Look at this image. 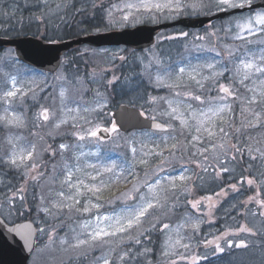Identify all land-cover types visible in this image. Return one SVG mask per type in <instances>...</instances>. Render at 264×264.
<instances>
[{"label":"rangeland","instance_id":"1","mask_svg":"<svg viewBox=\"0 0 264 264\" xmlns=\"http://www.w3.org/2000/svg\"><path fill=\"white\" fill-rule=\"evenodd\" d=\"M256 1L259 0H251V3ZM153 2L165 3L167 0H153ZM236 2L239 3L241 0H236ZM139 3L140 0H111V2H104V0H0V35H17L28 27H32L33 30L37 29V32L38 28L40 31L45 27L49 28L48 33H44L48 36L64 35L66 32L64 27L71 24L72 12L78 5L81 8H86L85 12L99 16L92 23L93 31L131 26L143 22L169 21L181 16L205 15L233 9L220 6L219 0H182L183 4H195L197 8L195 11L192 7L182 9L179 14L174 10L169 12L167 9L153 10L149 13L142 8L129 9L127 7L129 4L138 5ZM57 5H59L58 9ZM92 8H95V11L91 12ZM49 9L55 11L49 12ZM258 11H264V7L228 15L203 28L176 26L165 29L157 36V42L153 48L137 54L124 51V46L88 47L83 45L64 55L60 67L52 73L19 61L12 47L0 49V97L5 91L13 90V77L17 88L24 93L23 95L18 93L15 97L9 98L7 102L0 99V117L11 119L16 116L22 121L21 124L15 125L8 124L7 120H0V205H2L0 215L9 222L14 221L27 207L22 204L19 194L25 198L26 196L35 198L36 207L33 211V220L38 229L45 231L43 233L38 231L37 244L29 259V264H103V260L99 259L101 257L108 258L109 264H173V262L175 264H261L264 260V256H262L264 216L259 213L264 212V208H261L256 200H264V173H262V187L256 181L249 185L248 179L239 184L229 182V178L240 180L239 178L234 179L235 176L245 172V170L236 169L239 165L229 160L224 166L230 171L221 173V176H225V178L215 179L212 167H209L207 173H203L197 167L196 161H202L203 156L193 154L196 153L197 148H209L206 153L208 162L215 165L214 157L219 156L223 161L225 152L228 157H231L230 145L237 141L240 148L244 146L247 149V146L251 145L253 149H264V130L247 136L246 140L248 141L235 138L236 135L233 133L236 131V125L233 123L235 105L229 97L227 103L230 105L231 111L222 114L228 123H223L219 118L216 121L217 127L222 125L225 131L230 133V137L224 140L225 148L211 149L210 144H219L222 138L220 135H216L210 139L206 133L203 134L201 141L194 142L196 147L188 145L185 148L186 142L191 141L192 135L196 134L194 127L191 130L182 128L179 120L166 115L170 112L168 104L170 100L174 102L173 107L178 106L177 101H182L179 104L181 111H185L187 104H191L193 109L200 110L209 107L210 100L212 103H216V98L222 95L218 91V84L204 81V86L201 88L195 82L189 81L187 72L181 76L179 69L181 67L190 69L197 64L219 62L218 71L227 69L224 71V75L219 78V83L232 87L241 103L244 124L247 125L254 119L252 113L244 110L249 107L253 111L260 112V122L264 121V104L249 106L245 99L252 96L248 87L252 86L253 80L246 81L245 86L241 85L238 79H234L235 61L227 59L225 51V45H228L236 49L234 57L243 56L245 53L260 54L261 49H264V35L249 43L252 41L250 38L260 34L259 32L253 36L245 34L246 43L244 40L233 39L238 31L236 21L247 18ZM85 12L78 14H85ZM42 15L45 16L43 22L36 19ZM125 15L129 17L126 21L123 19ZM53 28H56V33L52 30ZM86 28L85 24L79 27L81 33L87 32ZM180 33L189 35L184 37ZM211 33L214 35H209ZM201 36L205 39H197ZM123 60H125V65L128 60L127 65L134 69L133 72L137 71V66L143 68L144 72L142 74L135 73V77L137 74L151 85V88L146 86L144 92L134 89L131 92L132 103L152 117L155 116L156 119L170 124L172 129L169 132L134 130L125 136H122L118 130L109 139L100 138L97 133L96 138L86 136L84 140H79L73 133L83 134L81 129L85 131L89 128L95 129L97 125L99 128L111 129L113 124L111 110L116 105L114 106L112 103V95L110 96L107 91H101V83L106 75L107 80L112 83L118 79ZM157 60L159 64L155 62ZM150 61L151 66L146 69L145 66L149 65ZM158 72L164 77L162 82L156 80ZM203 74L209 75V71L204 69ZM61 75L66 79H57ZM258 76L259 74L253 79ZM77 77L82 83H76ZM121 84L122 81H119L117 90ZM176 85L181 86L176 87ZM61 88L66 89L67 99L64 105L61 104L59 96ZM177 92L181 95L177 96ZM185 92L200 95L204 103L184 96ZM153 97L156 98L155 101L151 99ZM64 107L78 109V112L65 113L62 110ZM44 108L49 110L47 121L40 115ZM185 118H188L186 111ZM62 119L67 122L60 125L59 128L55 127ZM189 124L194 125L195 121L189 119ZM74 125L76 126L74 127ZM262 126L264 127V123ZM244 133L240 130L237 135L243 136ZM166 137L169 138V145L172 143L180 145L174 155L170 154L169 149L165 147ZM171 137H175V139H171ZM10 139L11 143H9ZM13 144L16 145L17 150L24 148L25 154L31 150L32 145H35L34 157L25 161L26 167L25 165L16 167L7 162V158L13 150ZM61 144L69 147L62 150L60 149ZM156 145L164 149L163 156H152L148 158L149 162L146 165L139 164V160L144 158L143 152L155 148ZM133 147L137 149L135 158L131 150ZM260 160L262 163V158ZM161 161L164 162L161 163ZM113 163L117 166L115 169L117 172L125 170L124 175L128 176L127 182L113 181L109 187L98 193L99 200L96 195L85 192L79 196L80 203L71 209L52 208L53 201L58 202L62 199L58 196L59 192L63 191L65 196H69L73 195L75 191L74 189L69 190L67 184L62 183L66 175L65 164L73 170V182L77 177H81L85 183L89 184L92 181L88 174L96 175V172L88 165H96L97 171L101 172V176L95 181L99 184L101 179L106 183L109 181L110 174L103 173L102 169ZM33 164L37 165L35 170H32ZM129 165L134 166V174L139 181L148 180L151 183L160 178L165 190L161 196L162 198L167 196L166 201L162 199L164 207L150 210L143 225L145 229L149 230L147 236L154 234V229L150 227L151 224L156 223L157 227H161L162 234L159 245L153 253L150 250L141 255L140 257L144 258L142 262L131 261L130 253L134 251V248L141 249L142 247V243H135L139 230L130 233L133 239H128L125 236L122 239H110L106 244L86 245L78 249L70 248L67 244L61 245L59 242L61 238L72 241L77 233H80L81 239H85L87 233L80 227L85 221L94 219L97 214L119 213L126 204L131 203L122 196V193L131 189L134 182L133 176L129 175L127 171ZM6 167L13 168L12 174L21 178L13 188H7L10 177L4 170ZM77 167L80 168L79 172H76ZM184 169H187L184 175L191 179L186 182L177 180L175 181L177 188L169 189L166 178L169 176L178 177ZM233 169L234 171H232ZM34 175H39L38 181L31 180L30 177ZM214 182L221 184V187L211 193V185ZM233 184L236 185L235 190L231 187ZM21 186L24 187V191L17 193L14 197V207L9 215L10 206L5 202V197H12L13 192H17ZM251 186L254 188L253 193L250 191ZM244 188H246L245 193ZM142 191L146 192L147 189L142 186ZM203 193L205 197H200ZM41 197H44L43 203ZM208 197H211V200ZM196 201H200V203L196 208H193L190 202ZM85 202H98L102 206L99 210L92 209L90 213H84L82 209ZM67 203H73V201H67ZM210 205L215 206L210 207ZM42 207L50 208V213L41 211ZM77 208L81 211H77ZM234 208L237 209L233 214L232 209ZM243 220L252 230L247 237L243 234H249V232L240 231L241 227H244L243 224H246ZM192 221H199L198 230L191 228ZM163 224H168L169 230H161ZM53 229H55V237L50 244L48 234ZM237 229H239V233H237ZM260 234H262V241H260ZM169 235H171L173 243L180 239L181 244H188L189 247L175 245L167 255H164L165 241ZM139 238L143 242L144 236ZM247 238L249 251L246 248L228 247L229 240L235 244L241 240L246 241ZM210 241L212 243H207ZM217 243L225 249L223 253L215 252ZM123 253H128V255L124 260H121L120 256ZM136 255L139 254L133 253L132 258ZM193 257L196 259L193 260Z\"/></svg>","mask_w":264,"mask_h":264},{"label":"snow or ice","instance_id":"2","mask_svg":"<svg viewBox=\"0 0 264 264\" xmlns=\"http://www.w3.org/2000/svg\"><path fill=\"white\" fill-rule=\"evenodd\" d=\"M220 6H225L227 8H236L240 7L243 8L245 6H251V0H241V2L237 3L236 0H219ZM129 9L133 7H138L144 9L146 12L151 13L153 10L155 11H163L164 9L171 11H175L177 14L182 9H186L188 7H192L195 11L197 8V5H186L182 3V0H167L165 3H158L153 2V0H140V3L138 5H131L129 4L127 6ZM59 8V5H57V9ZM55 11L53 9H49V12ZM128 15H125L123 19L126 21L128 20ZM171 18V17H170ZM36 19L40 21L45 20V16L42 15L40 17H36ZM236 28L238 31L236 32V35L233 37L234 40H245L247 36H253L257 32L264 34V11H258L255 13H252L247 18H242L241 20L236 21ZM180 35L187 37L188 33H180ZM209 35H214V33H211ZM197 39L203 40L205 37H197ZM251 43V41H249ZM214 50V49H212ZM225 51H226V58L229 60L235 61V72H234V79H238L239 83L241 85H245V82L252 79L253 83L251 87H248V91L252 93L251 98H245L247 101V104L249 106L256 105V104H264V49H261L260 54L256 55L254 53H245L243 56L240 57H234V53L236 52V49L225 45ZM121 59H124V57H121ZM157 64H159V61H155ZM151 66V61L149 65H146L145 68ZM219 62L216 63H205L203 65L197 64L195 66H192L190 69H186L184 67H181L179 69V74L182 76L187 72L188 79L190 82H195L199 87L203 88L204 81H212L214 84H218V91L222 95L218 96L216 98V103H212L210 100V106L207 108H201L200 110H196L192 108L191 104L185 105V111L188 113V118H185V111H181L179 104L182 103V101H177V107H173V101H168L170 112L166 113V115L171 116L173 119L179 120L180 125L182 128H188L191 130L193 127L195 129L194 135H192L191 141L186 142L185 148H187L188 145H192L193 147H196V144L194 142L201 141L203 138V134L206 133L207 136L211 139L216 135L221 136V142L219 144H210L211 149H216L217 147L224 149L225 143L224 140L230 137V133L225 131V128L221 125L217 127V118H219L223 123H228L224 120V117L222 116L225 112H230L231 107L227 103V100L229 97L236 98V94L233 91L232 87L230 85H225L223 83H219V78L224 75V71H227V69L223 71H218ZM207 69L209 71V75H204L203 70ZM257 74L259 76L256 79H253V77H256ZM57 79L65 80L66 77L61 75L58 76ZM115 79V78H114ZM164 77H162L159 72L157 73L156 80L157 82H162ZM76 83H82V81L79 80L77 77ZM109 84L112 83V81H108ZM181 85H176V87H180ZM246 86V85H245ZM12 89L9 91H5L3 93V96L0 97V99H4L6 102L9 100V98L15 97L18 93L20 95H23L21 89L17 88L15 78H12ZM181 93L177 92V96H180ZM184 96L190 97L191 99L195 101H200L201 103H204L202 97L200 95H195L193 92H185L183 93ZM59 96L61 98V104L64 105L65 101L67 99L66 97V89L61 88L59 92ZM153 101H155V97L151 98ZM102 107V106H100ZM65 113H71L73 111H77L78 109H69L64 107L62 109ZM85 111H91L90 109H84ZM245 111H249L254 116V119L250 121L245 127H256L260 123L261 113L253 111L251 107L244 109ZM142 116L145 115L144 112L140 113ZM40 115L42 118L47 121L49 119V110L47 108L42 109ZM153 121L156 120V117H152ZM189 119L194 120L195 124L190 125ZM0 120H7L8 124H15L19 125L22 123L19 117L13 116L11 119H8L7 117H0ZM67 121L65 119L60 120L55 127L59 128L60 125L65 124ZM76 125H74L75 127ZM153 128H164V127H171V125H162L160 123H153ZM100 130L99 125L95 129L89 128L86 131L81 129L83 134L80 132L73 133L77 136L79 140H84L85 137H91L96 138L97 133ZM104 131H110L112 133L118 132L117 125L115 123L112 124L111 129L105 128ZM237 132L240 131V129H236ZM168 137L165 138L164 144L165 147H167L170 151V154L174 155L175 152L179 149L180 145L179 143H172L171 145L168 144ZM171 139H175V137H171ZM9 143H11V139L9 140ZM237 143H233L230 145L232 155L231 157H228L225 152L224 160H220L219 156L214 157L216 160L215 165H211L208 162V156L207 152L209 151V148H197L196 153L193 155H202L203 160L202 161H196L197 167L201 169L203 173H207L209 167L213 168L214 171V178L220 179L221 173H227L230 171L229 168L225 167L224 164L228 163L230 161L236 160V154H240L243 156V153L245 149H242L238 146ZM13 150L10 153V155L7 158V162L13 166L20 167L21 165H25V161L31 160L34 157L35 153V145H32L31 150H28L25 154V149L20 148L17 150L16 145L13 144ZM69 146L65 144L60 145V149L64 150L67 149ZM132 152L134 154L137 153V149L133 147ZM247 151L249 154V158L252 161H256L259 158H264V149L261 148H255L253 149L251 145L247 146ZM141 152H143V149H141ZM164 149H161L159 145H156L155 148L149 149L147 152H143L144 158L139 160V164L146 165L149 161L148 158L152 156H163ZM164 161H161L163 163ZM37 167L36 164L32 165V170H35ZM55 167V166H54ZM66 169V175L64 181L62 183H66L69 190L74 189V194L65 196V193L63 191L58 193V196L62 199L60 201H53L52 202V208L55 209H63V208H73L76 205L80 203L79 196L83 195L85 192H90L93 195L97 196V200H99L98 193H100L104 188H107L110 186V184L115 182H127L128 176L124 175L125 170H121L120 172H117L116 165L113 163L112 165L103 167L102 171L103 173L110 174L109 175V181L106 183L103 179L100 180L99 184H97L95 181L98 177L101 176V172L97 171L96 165H88L89 168H91L93 171L96 172V175H90L92 183H85V180L81 177H77L75 179V182H73V170L68 167L67 164L64 165ZM251 167V165H250ZM80 168H76V172H79ZM129 175L133 176V184L131 189L126 190L124 193H122V196L125 198L126 201H131L130 204H126V206L121 210L119 213H113V214H104L99 215L97 214L94 219L87 220L84 223L81 224V229L87 233V237L85 239L80 238V233H77L73 238L72 241H69L68 239L61 238L60 244L65 245L67 244L68 247L78 249L81 246H95L97 244H106L109 242L110 239H122L123 237L127 236L128 239H133V237L130 235L134 230H139L137 232V237L135 238V243L140 244L141 240L139 237L146 236L148 233V229H145L143 227L145 221L148 218V215L150 214V210L157 209V208H163L164 203H162V199L164 201L167 200V196H161V193H163L165 190L162 187V180L160 178L155 179L154 182H149L148 180L139 181L136 179L134 174V166L129 165L127 169ZM159 171V169H158ZM187 169H184L181 174L177 176H169L167 177L169 189L174 190L177 188V184L175 181L179 180L182 182H186L191 179V177H188L184 175V172H186ZM234 171V169L232 170ZM147 175V173H145ZM32 181H38L39 175H34L30 177ZM199 178V177H198ZM255 181L253 178H249L247 180V183L249 185L253 184ZM143 188H146L147 191H142ZM233 190L236 189V185L231 186ZM24 187L21 186L20 189L17 190V192H13L12 197H5V202L10 206L9 209V215L11 214V210L14 207V197H16L17 193H23ZM226 194V193H225ZM19 199L21 201L24 200L23 195L19 196ZM209 200H211V197H208ZM252 199L251 197L249 198ZM44 197H41V202L43 203ZM67 201H73V203H67ZM192 203V207L196 208L200 201L196 202H190ZM256 203L261 207L264 208V200H256ZM100 203H90L85 202V206L83 207L82 211L84 213H90L92 209L99 210L101 208ZM215 205H210V207H214ZM2 207V205H0ZM41 211L45 213H50V208L48 207H42L40 209ZM77 211H81L79 208L76 209ZM261 216H264V212L259 213ZM191 228L193 230H198L199 228V221H192L190 224ZM25 228L31 229V225H25L23 226ZM152 229H155L157 227L156 223L151 224L150 226ZM168 224L162 225V230H169ZM180 227V226H178ZM10 231L13 232H19V228L10 229ZM40 233H43L44 229H38ZM240 231L243 232H251L252 230L246 227H241ZM227 234V233H226ZM253 235H256V233H253ZM55 237V229L52 230L48 234V240L51 244L54 241ZM25 242L29 245V247H34V242L32 241V232L29 231L27 234H24ZM74 241V242H73ZM207 243H212L207 242ZM175 245H180L181 247L188 248V244H181L180 239L175 240L173 243L171 235L168 236L167 240L165 241V251L164 255H167L169 250L173 248ZM228 247L232 248L235 247L237 249L239 248H246L248 245L243 241H239L238 243H233V241H228ZM146 252L148 250H145ZM225 249L220 246L219 243L216 244L215 252L217 253H223ZM128 255V253H123L120 256L121 260H124V258ZM99 259L103 260V264H109V259L105 257H101ZM196 257H193V260H195ZM175 264V262H173ZM261 264H264V260H262Z\"/></svg>","mask_w":264,"mask_h":264},{"label":"water","instance_id":"3","mask_svg":"<svg viewBox=\"0 0 264 264\" xmlns=\"http://www.w3.org/2000/svg\"><path fill=\"white\" fill-rule=\"evenodd\" d=\"M260 7H264V0L251 3L250 7H236L231 10H221L207 15L180 17L172 21L140 23L133 26L88 32L57 40H46L31 34L0 36V48L12 47L21 62L47 72H55L60 66L65 52L84 44L94 47L124 45L140 50L152 46L156 41V35L162 29L177 25L201 28L215 19ZM141 112L134 105L121 103L113 109L111 114L113 122L122 132L142 129L159 132L170 130L171 127L153 128L154 122L162 125L169 124L159 119L153 121L152 117L142 116ZM105 128L101 127L98 134L100 137L107 139L111 136V132L104 131ZM25 225H31V229L23 227ZM14 228H19L20 231H10V229ZM29 231L32 232V241L35 245L37 227L33 220L21 219L8 222L0 215V264H29L28 261L34 249V247H29L25 242L24 234Z\"/></svg>","mask_w":264,"mask_h":264},{"label":"trees","instance_id":"4","mask_svg":"<svg viewBox=\"0 0 264 264\" xmlns=\"http://www.w3.org/2000/svg\"><path fill=\"white\" fill-rule=\"evenodd\" d=\"M78 9H79V5L77 6L76 10L72 12V17L70 20L71 24L67 27H64V30L66 31L64 33V35H61V36L60 35L59 36L49 35L48 36V35L44 34L45 32L48 33V30H49V28H46V27L44 29H42V31H40L38 28V32H37V29L33 30L32 27L31 28L28 27V28H25L23 31H21L20 34H34V35L40 36V37L47 39V40H53V39H57L59 37L60 38L61 37H69V36H73V35L81 33V29H79V27L82 24H85L87 26V28H86L87 31H92L93 29L91 27H92V23H93V18L95 16H93L91 13H88V12H85V14L82 13L81 15H78V13H81L80 11H78ZM93 11H95V8L91 9V12H93ZM97 17H99V16H97ZM52 30L56 33V28H53ZM32 31H34V32H32ZM20 34H17V35H20ZM262 35H264V34L260 33L258 35L253 36L252 38H250V39H252L251 42H253V39H255V38L256 39L261 38ZM244 43H246V40H244ZM151 48H153V47H151ZM149 49L150 48L145 49L144 51H147ZM124 51L132 52L133 54L141 53V51H134V50L127 48V47L124 48ZM71 52H73V51H71ZM127 61H126V65H125V60L122 61V66H121V69L119 71L120 75L114 83H111V84L108 83L107 75H106L104 81L101 83V91H103V92L107 91V93H109L110 96L112 95V98L114 101V102L112 101V103L114 106L119 104V102H128V103L133 104L132 103L133 98H132L131 92L134 91V89H136V91H139V92H144L146 90V86L151 88L150 83L147 82L146 79H145V81L142 80L143 78H140L137 74L135 77V73L142 74L144 72V69L141 68L140 66H137V71L133 72L134 69L130 68L127 65ZM131 74H133V75H131ZM128 78H130V80H128ZM119 81H122V84H121V87L117 90V85H118ZM230 98L233 100L234 105H235L233 123H234V125H236V129H240L242 132H245L243 136H241V135L238 136L237 132L234 131L233 133L236 135L235 138H237L238 140H246L247 136H250L252 134H255L257 132L264 130V127L262 126V123H264V121L260 122V124L256 127H247L246 128L245 127L246 124H244V121H243L244 114L242 113V110L240 108L241 103L237 99V96H236V98H233V97H230ZM144 113L146 115H149L146 112H144ZM129 133H121L120 132V134L122 136H125L126 134H129ZM243 137H244V139H242ZM246 141H248V140H246ZM242 145H244V143H242ZM242 149H245L243 156H241L240 154H236L237 158L234 162L239 165V167L237 166L236 169H240V171L245 170V172H241V175H239L240 173H238L234 179L239 178L242 180H246L249 178H253L254 181L259 182V186L262 187V182H263L262 181V173H264V158H262V163L260 160L261 158H258L256 161H252L249 158V154H248L246 147L243 146ZM231 155H232V153H231ZM250 165H251V167H250ZM4 170L6 172H8V175H9L8 177H10V182H9V185L7 186V188L8 187L13 188L15 186V183L21 178H19L17 175L12 174L11 171L13 170V168H10V167L7 168L6 167V168H4ZM244 173H245V175H244ZM224 178H225V176H221V179H224ZM228 180H230V178ZM220 187H221V184L214 182V184L211 185L212 189L210 192L214 193ZM250 191H251V193L254 192L253 186H251ZM19 196H20V194H19ZM200 197H205V194L203 193L202 196H200ZM25 202H26V204H25ZM22 204L24 206H27V207L23 210L22 214H19L16 217V220L17 219L18 220L19 219H25V218L33 219L34 218V212L33 211L35 210V207H36L35 198L32 196H26V198L24 197ZM160 228L161 227H156L154 229V234H152L151 236H150V234H149V236H147V235L144 236V240H143V242H141L142 243L141 249L134 248V251L130 253V257H131L132 262H134V263H135V261H137V262L141 261L142 262V260L144 258L143 257L141 258L140 256L144 255L146 253L145 250H148V251L152 250V253H153V251L158 247L159 240H160V237L162 234V232L160 231ZM150 237H151V239H150ZM135 252L139 255H136L134 258H132L133 253H135Z\"/></svg>","mask_w":264,"mask_h":264},{"label":"flooded vegetation","instance_id":"5","mask_svg":"<svg viewBox=\"0 0 264 264\" xmlns=\"http://www.w3.org/2000/svg\"><path fill=\"white\" fill-rule=\"evenodd\" d=\"M104 2H111V0H104ZM78 11H80V12H85L86 11V8H81V6H79V9H78ZM92 14V13H91ZM78 15H81V14H78ZM93 15V14H92ZM95 17L93 18V21H94V19L97 17L96 15H94ZM229 182H232V183H241V182H243V180H232V179H230V181ZM233 185H235V184H233ZM245 189L246 188H244V193H245ZM246 197V196H245ZM245 197L243 198L244 199V201H245ZM237 208H234V209H232V213L234 214L235 213V210H236ZM245 209V207L243 208V213H244V210ZM248 209V208H247ZM247 211V210H246ZM243 221H245V220H243ZM246 222V221H245ZM244 225V227H246V228H249L250 229V227L247 225V222H246V224H243ZM237 231V233H239V229H237L236 230ZM244 236H249L250 235V232H249V234L248 233H244L243 234ZM150 239H151V237H150ZM247 245H249V243H248V238L246 239V241L245 240H243ZM260 241H262V234H260ZM262 243V242H261ZM246 250L247 251H249V249H248V247H246ZM244 255V254H243ZM262 256H264V242L262 243ZM264 258V257H263Z\"/></svg>","mask_w":264,"mask_h":264}]
</instances>
